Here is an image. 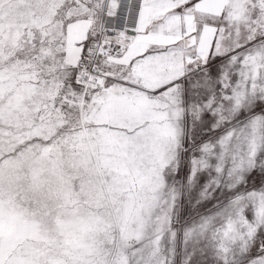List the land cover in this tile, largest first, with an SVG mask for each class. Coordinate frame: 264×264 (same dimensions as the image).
<instances>
[{"label":"snow or ice","instance_id":"1","mask_svg":"<svg viewBox=\"0 0 264 264\" xmlns=\"http://www.w3.org/2000/svg\"><path fill=\"white\" fill-rule=\"evenodd\" d=\"M0 264H264V0H0Z\"/></svg>","mask_w":264,"mask_h":264}]
</instances>
